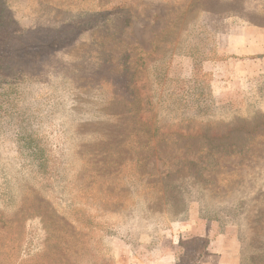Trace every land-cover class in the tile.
Returning <instances> with one entry per match:
<instances>
[{"label":"rangeland","instance_id":"1","mask_svg":"<svg viewBox=\"0 0 264 264\" xmlns=\"http://www.w3.org/2000/svg\"><path fill=\"white\" fill-rule=\"evenodd\" d=\"M1 3L0 264H264V0Z\"/></svg>","mask_w":264,"mask_h":264},{"label":"trees","instance_id":"2","mask_svg":"<svg viewBox=\"0 0 264 264\" xmlns=\"http://www.w3.org/2000/svg\"><path fill=\"white\" fill-rule=\"evenodd\" d=\"M2 3L0 0V72L6 70L7 67H13L22 65L27 62L32 57V54L40 47L51 46L55 41H59L64 38L69 32L79 31V27L93 26V28H98L103 21L109 22L111 19H116L119 21V26L121 28L129 26L128 17L126 16L127 8L118 3L116 5H110L108 7L102 8L99 12H95L92 16L84 18L87 22H80L77 20L69 25H65L62 29L50 30L46 33L44 39H33L26 38L22 36L23 34H18L19 30H10V27L16 24L13 19H5L4 11H7L6 7H1ZM92 28V27H90ZM127 79V78H126ZM123 87L126 89L122 93L123 96L129 97L133 100L137 97L132 91L131 79L128 81H122ZM153 136L160 140L161 135H157L154 131Z\"/></svg>","mask_w":264,"mask_h":264},{"label":"crops","instance_id":"3","mask_svg":"<svg viewBox=\"0 0 264 264\" xmlns=\"http://www.w3.org/2000/svg\"><path fill=\"white\" fill-rule=\"evenodd\" d=\"M220 254H221V252H220ZM227 260H229V261H227ZM226 263L237 264V261L233 260L232 258L228 259L225 256L219 255V257L217 258V264H226ZM202 264H204V263H202Z\"/></svg>","mask_w":264,"mask_h":264}]
</instances>
